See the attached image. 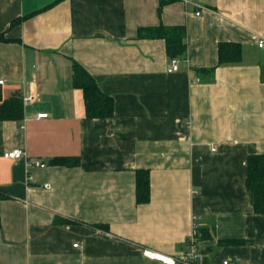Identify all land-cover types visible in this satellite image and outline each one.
<instances>
[{
    "label": "crops",
    "instance_id": "obj_1",
    "mask_svg": "<svg viewBox=\"0 0 264 264\" xmlns=\"http://www.w3.org/2000/svg\"><path fill=\"white\" fill-rule=\"evenodd\" d=\"M158 26L185 28L177 72L163 39L138 36ZM0 36V104L22 109L0 120V264H162L143 251L181 254L194 221L200 264H264L245 186L264 154V0H0ZM221 42L239 62L217 65ZM74 63L110 118L85 116Z\"/></svg>",
    "mask_w": 264,
    "mask_h": 264
},
{
    "label": "trees",
    "instance_id": "obj_2",
    "mask_svg": "<svg viewBox=\"0 0 264 264\" xmlns=\"http://www.w3.org/2000/svg\"><path fill=\"white\" fill-rule=\"evenodd\" d=\"M142 38H160L165 42L166 54L170 59L179 58L185 54V28L184 26H158L138 32ZM0 40L3 37L0 36ZM241 58V46L233 42H221L217 47V65L237 63ZM212 71V70H208ZM73 86L82 91L85 116L89 119H107L113 114V101L108 95L102 93L92 76L78 64H73ZM21 100L16 96L0 104V120L21 119ZM66 164L69 159H63ZM245 186L249 194L253 211L264 214V154H251L246 158ZM9 196L0 190V200ZM149 201V178L146 170L136 171V202ZM226 245L240 244L239 240H225Z\"/></svg>",
    "mask_w": 264,
    "mask_h": 264
},
{
    "label": "built area",
    "instance_id": "obj_3",
    "mask_svg": "<svg viewBox=\"0 0 264 264\" xmlns=\"http://www.w3.org/2000/svg\"><path fill=\"white\" fill-rule=\"evenodd\" d=\"M198 15V13H196ZM257 46L259 48L264 47V39H260L257 42ZM179 68V61L177 58L170 59L166 72L167 73H174L177 72ZM3 81L0 80V84ZM34 100L33 96L24 97V102H29ZM47 114L41 113L38 114L37 118H45ZM23 155V152L21 150H12L4 152L3 157L7 159H17L20 158ZM37 166H44V164L36 162ZM199 235H198V224L195 223V221L192 223L190 234L188 235L186 242H185V249L184 251L177 255V256H169L165 254H161L159 252H155L152 250H144L143 255L147 258L157 260L161 262L162 264H200V252H199ZM222 264H231L227 260H224Z\"/></svg>",
    "mask_w": 264,
    "mask_h": 264
}]
</instances>
